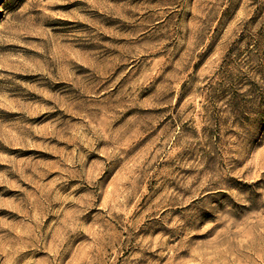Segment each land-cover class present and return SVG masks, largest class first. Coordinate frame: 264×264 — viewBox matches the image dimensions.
<instances>
[{
    "label": "rangeland",
    "instance_id": "rangeland-1",
    "mask_svg": "<svg viewBox=\"0 0 264 264\" xmlns=\"http://www.w3.org/2000/svg\"><path fill=\"white\" fill-rule=\"evenodd\" d=\"M0 13V264H264V0Z\"/></svg>",
    "mask_w": 264,
    "mask_h": 264
},
{
    "label": "snow or ice",
    "instance_id": "snow-or-ice-1",
    "mask_svg": "<svg viewBox=\"0 0 264 264\" xmlns=\"http://www.w3.org/2000/svg\"><path fill=\"white\" fill-rule=\"evenodd\" d=\"M3 16V14L2 13H0V17H2Z\"/></svg>",
    "mask_w": 264,
    "mask_h": 264
}]
</instances>
